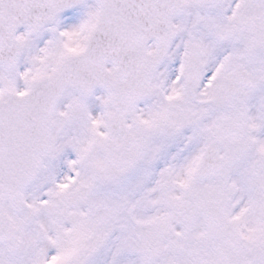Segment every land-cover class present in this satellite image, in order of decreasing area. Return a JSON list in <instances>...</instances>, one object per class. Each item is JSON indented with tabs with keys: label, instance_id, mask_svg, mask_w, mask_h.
I'll list each match as a JSON object with an SVG mask.
<instances>
[{
	"label": "snow or ice",
	"instance_id": "obj_1",
	"mask_svg": "<svg viewBox=\"0 0 264 264\" xmlns=\"http://www.w3.org/2000/svg\"><path fill=\"white\" fill-rule=\"evenodd\" d=\"M0 264H264V0H0Z\"/></svg>",
	"mask_w": 264,
	"mask_h": 264
}]
</instances>
